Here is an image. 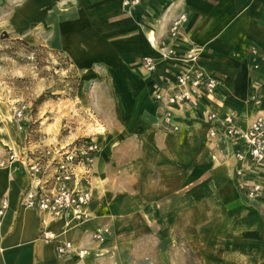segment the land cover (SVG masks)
Listing matches in <instances>:
<instances>
[{
  "label": "crops",
  "instance_id": "obj_1",
  "mask_svg": "<svg viewBox=\"0 0 264 264\" xmlns=\"http://www.w3.org/2000/svg\"><path fill=\"white\" fill-rule=\"evenodd\" d=\"M8 6L0 32L37 38L36 29L69 57L85 84L94 81L104 130L95 136L99 150L84 182L92 193L90 217L49 216L22 204L31 182L26 144L10 100L0 96V209L8 201L0 214V264H160L170 259L177 230L200 264H264V162L239 161L230 139L210 134L231 112L247 128L264 111V0H141L130 10L122 0H9ZM183 12L188 19L172 39L169 26ZM162 40L177 59L161 57ZM145 56L156 60L155 71L143 68ZM192 70L215 78L214 91L199 90L167 119L154 91ZM52 183L48 173L43 186ZM253 184L262 190L252 198ZM45 230L55 239L44 240ZM61 242L88 254L59 255Z\"/></svg>",
  "mask_w": 264,
  "mask_h": 264
},
{
  "label": "rangeland",
  "instance_id": "obj_2",
  "mask_svg": "<svg viewBox=\"0 0 264 264\" xmlns=\"http://www.w3.org/2000/svg\"><path fill=\"white\" fill-rule=\"evenodd\" d=\"M8 3L9 0H0L2 16L8 15ZM32 33L37 38L0 32V96L10 100L12 119L22 125L20 131L26 144L23 166L26 170L25 164L39 158L46 166L41 184L52 173L53 183L48 188H56L58 152L70 150L76 154L80 184L86 186L84 182L92 176L99 150L94 139L104 130V119L98 112L102 103L94 101V81L85 84L82 71L69 57L52 48L46 37L40 38L38 30L33 29ZM90 146L95 150L81 154L80 150L87 151ZM32 184L36 183L31 179L29 187ZM175 237L176 246L169 247L170 259L164 256L166 245L161 246L159 258L164 256L165 260L160 264H200L180 231Z\"/></svg>",
  "mask_w": 264,
  "mask_h": 264
},
{
  "label": "built area",
  "instance_id": "obj_3",
  "mask_svg": "<svg viewBox=\"0 0 264 264\" xmlns=\"http://www.w3.org/2000/svg\"><path fill=\"white\" fill-rule=\"evenodd\" d=\"M125 9L130 10L141 4V0H122ZM188 16L186 13H181L172 20L168 34L174 39L179 30L184 26ZM161 57L164 59H177L174 54V47L166 40L159 43ZM255 57L258 51L253 49ZM142 66L149 72L155 71L157 67L156 60L153 57H143ZM255 69L260 68L259 62H255ZM261 85L264 86V74L262 75ZM217 85V80L209 75H206L201 70H192L180 73L174 83H169L163 88H157L154 92L155 101L167 107L166 118H170L171 109L174 105L186 103L193 99L194 95L199 90H205L212 93ZM261 99H257L256 103L260 104ZM22 113V111H21ZM216 115L209 114V121L214 122ZM212 137H226L230 139L234 146V156L239 161L250 159L255 163L264 162V111L260 112L254 121L247 127L241 128L236 124L235 115L229 113L223 118L219 126H212L210 130ZM95 150L94 147H88V150H80L81 154L86 155L88 151ZM60 157L57 162L54 173L55 181L58 183L56 188H46L42 183V173L45 172L46 166L38 158L35 162H30L26 166V172L36 184H32L25 190L22 197V204L27 208L38 209L49 216L58 217L69 213L74 219L86 220L90 217L89 204L92 200V193L87 186L80 184L76 171L75 152L64 150L58 152ZM10 162L16 160L15 153L10 156ZM88 162H90V157ZM24 164V163H23ZM87 167V166H86ZM88 170H86L87 172ZM237 174L241 175L242 171L237 170ZM262 190L260 184H253L248 189L250 197H256ZM8 206V201L3 200L0 209V214H3ZM264 216V211H263ZM46 222V220H45ZM108 231L105 229L94 235L96 240L102 241L104 234ZM44 240L50 241L55 239V234L52 231L45 230ZM57 253L64 255L67 253H77L80 258L88 254L87 249H79L71 242H61L57 246Z\"/></svg>",
  "mask_w": 264,
  "mask_h": 264
}]
</instances>
